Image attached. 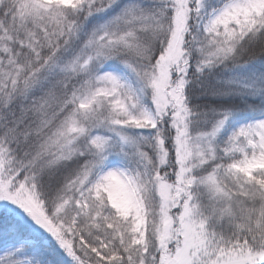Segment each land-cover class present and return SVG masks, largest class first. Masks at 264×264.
Instances as JSON below:
<instances>
[{"label":"snow or ice","instance_id":"6c2138e0","mask_svg":"<svg viewBox=\"0 0 264 264\" xmlns=\"http://www.w3.org/2000/svg\"><path fill=\"white\" fill-rule=\"evenodd\" d=\"M0 264H264V0H0Z\"/></svg>","mask_w":264,"mask_h":264},{"label":"trees","instance_id":"16d2710c","mask_svg":"<svg viewBox=\"0 0 264 264\" xmlns=\"http://www.w3.org/2000/svg\"><path fill=\"white\" fill-rule=\"evenodd\" d=\"M254 51L258 52V51H259V48H258V47H257V48H255V49H254Z\"/></svg>","mask_w":264,"mask_h":264}]
</instances>
